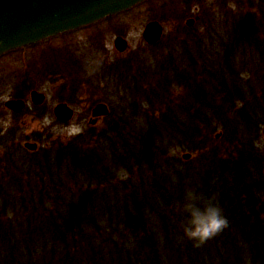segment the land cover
<instances>
[{
  "label": "trees",
  "instance_id": "1",
  "mask_svg": "<svg viewBox=\"0 0 264 264\" xmlns=\"http://www.w3.org/2000/svg\"><path fill=\"white\" fill-rule=\"evenodd\" d=\"M203 20V34L177 43V61L171 52L155 72L112 65L125 90L132 84L151 106L142 120L111 111L88 137L52 140L60 146L20 167L5 162L0 264H264V151L255 144L264 125V8L234 25L220 21L231 28L221 48L209 44L212 20ZM185 149L196 159H183ZM188 187L215 196L228 220L199 247L181 239Z\"/></svg>",
  "mask_w": 264,
  "mask_h": 264
},
{
  "label": "rangeland",
  "instance_id": "2",
  "mask_svg": "<svg viewBox=\"0 0 264 264\" xmlns=\"http://www.w3.org/2000/svg\"><path fill=\"white\" fill-rule=\"evenodd\" d=\"M259 8H264V0H143L126 10L110 14L88 25L1 54L0 169L6 166L5 162L17 166H23L25 162L29 164V160L33 161L41 156L40 152L46 147L60 146V143L56 144L52 140L61 142L63 138L65 143H71L75 136L88 137L94 134L93 131L105 125L107 116H102L96 124H91L89 120L92 115L85 112L90 105L104 102L115 113L126 111L129 116L135 114L142 120L140 116L151 111V106L146 105L147 101L141 105L140 99L131 91L132 84L127 85L128 81L126 85L130 87L125 90L124 82L114 76L113 72L116 70L112 65L144 63L150 73L157 71L162 63H169L171 52L175 54L177 61V43L184 38L191 40L195 36H201L205 31L204 17L212 20L208 26L211 30L209 44H220L221 48L231 28L220 27L219 22L234 25L241 15L245 13L252 16ZM192 18L195 22L189 25L187 21ZM151 20H158L164 26L161 40L154 43L156 46L146 42L143 37L144 27ZM118 35L127 39L129 47L126 51L116 48L114 41ZM97 60L102 61V68L89 76L86 68ZM256 61L247 63L260 62ZM249 70H242V76L251 74ZM161 82L160 79L163 87ZM33 89L43 91L47 95L41 106H36L30 101V92ZM172 95L176 99L177 91H173ZM18 97L27 99V107L20 113L9 110L4 104L6 100ZM62 101L69 103L75 110L72 120L68 123L58 120L53 112L54 107ZM257 104L260 108L263 107L261 100ZM166 110L165 106L158 110L163 118L169 115ZM219 133L221 129L215 132L216 138L220 137L217 136ZM28 141L38 144L37 151L25 146ZM255 144L264 151L263 134ZM176 153L177 148L172 149L171 154ZM184 153L191 154V157L185 160L196 159V154L191 150L185 149L181 152L182 157ZM120 173L123 177L127 176L124 169ZM2 177L0 170V179ZM6 195L11 196L13 192L8 191ZM0 208H5L3 199H0ZM14 211L10 210V214L15 219ZM4 224H9L6 211L3 215L0 214V227Z\"/></svg>",
  "mask_w": 264,
  "mask_h": 264
},
{
  "label": "water",
  "instance_id": "3",
  "mask_svg": "<svg viewBox=\"0 0 264 264\" xmlns=\"http://www.w3.org/2000/svg\"><path fill=\"white\" fill-rule=\"evenodd\" d=\"M143 0H0V55L12 49L36 43L46 37L76 29L90 24L110 14L126 10ZM195 19L187 23L192 25ZM164 33V26L158 20L149 21L143 30V37L149 44L158 42ZM115 46L119 51L129 47L127 39L116 36ZM47 95L37 89L31 90L30 100L35 105L46 101ZM5 106L20 113L26 106L24 98H10ZM110 108L107 103L99 102L92 110L91 124L102 116H107ZM54 114L60 121L68 123L75 110L69 103L62 101L54 107ZM264 136V125L262 128ZM221 133L217 134V136ZM25 146L35 150L38 144L26 142ZM190 153L183 158L189 159Z\"/></svg>",
  "mask_w": 264,
  "mask_h": 264
},
{
  "label": "clouds",
  "instance_id": "4",
  "mask_svg": "<svg viewBox=\"0 0 264 264\" xmlns=\"http://www.w3.org/2000/svg\"><path fill=\"white\" fill-rule=\"evenodd\" d=\"M102 61L97 60L87 66L89 76L100 71ZM183 216L182 237L199 247L218 235L228 226L224 209L215 196H205L194 187L185 189L181 205Z\"/></svg>",
  "mask_w": 264,
  "mask_h": 264
},
{
  "label": "flooded vegetation",
  "instance_id": "5",
  "mask_svg": "<svg viewBox=\"0 0 264 264\" xmlns=\"http://www.w3.org/2000/svg\"><path fill=\"white\" fill-rule=\"evenodd\" d=\"M160 40H161V39H160ZM152 45H153V46H156L157 44H155V45L152 44ZM20 98H22V97H20ZM24 99L26 100V106H25V108H26V107H27V99H26V98H24ZM30 101H31V100H30ZM31 102H32V101H31ZM34 105H35V104H34ZM41 105H42V104H41ZM41 105H36V106H41ZM95 105H96V104H94V105H90L88 108L85 109V112H88L90 115H92V110H93V107H94ZM108 106H109V105H108ZM25 108H24V110H25ZM109 108H110V106H109ZM24 110H23V111H24ZM110 111H111V109H110ZM53 112H54V109H53ZM110 113H111V112H110ZM89 114H88V115H89ZM54 115H55V114H54ZM107 116H108V115H107ZM55 117H56V116H55ZM56 118H57V117H56ZM100 118H101V117H100ZM100 118H99V119H100ZM99 119H98V120H99ZM58 120H59V119H58ZM90 120H91V118H90ZM90 120H89V121H90ZM61 122H62V121H61ZM97 122H98V121H97ZM97 122H96V123H97ZM63 123H64V122H63ZM96 123H95V124H96ZM37 149H38V147H37ZM37 149H36L35 151H37ZM35 151H34V152H35Z\"/></svg>",
  "mask_w": 264,
  "mask_h": 264
},
{
  "label": "bare ground",
  "instance_id": "6",
  "mask_svg": "<svg viewBox=\"0 0 264 264\" xmlns=\"http://www.w3.org/2000/svg\"><path fill=\"white\" fill-rule=\"evenodd\" d=\"M115 14V13H114ZM93 23V22H92ZM88 25V24H87ZM31 93V92H30Z\"/></svg>",
  "mask_w": 264,
  "mask_h": 264
}]
</instances>
